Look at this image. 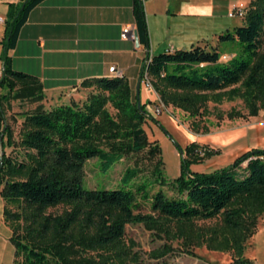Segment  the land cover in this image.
<instances>
[{"label": "trees", "instance_id": "obj_1", "mask_svg": "<svg viewBox=\"0 0 264 264\" xmlns=\"http://www.w3.org/2000/svg\"><path fill=\"white\" fill-rule=\"evenodd\" d=\"M40 1L8 4L1 41L0 143L5 137L7 144H15L4 117L5 103L33 104L23 112L18 131L22 159L6 154L3 144L0 152V197L5 203L3 219L11 230L14 264H164L158 259L171 247L164 243L147 253L150 262L141 261L133 244L123 239L126 224H142L158 238L176 240L189 255L192 248L203 245L207 250L230 252L228 264H255L243 256V250L255 232L258 216L264 213V151H246L231 164L208 173L185 169L183 174L186 157L195 160L206 153L189 143L179 175L166 183L158 167L159 147L147 140L142 127L149 117L144 109L147 102L137 107L139 98L125 78L83 80L80 85L91 91L81 104L44 109L41 83L13 69L8 55L27 12ZM132 2L138 42L148 48L143 5L139 0ZM241 18V25L219 35L238 46L223 61L219 59L223 53L198 44L150 54L139 75L146 72L163 107L199 118L207 114V102L230 101L240 95L247 116L264 109V0H248ZM236 83L241 91L230 87ZM239 116L233 110L227 113L228 119ZM142 151L148 157L158 156L151 182L134 183L139 169L133 166L124 169L116 188L81 187L87 159L96 158L99 170L105 172L121 158ZM151 183L159 187L149 194ZM165 184L172 195L161 189ZM138 200L148 202L147 212L139 210ZM57 205L66 208L58 213L48 210ZM216 216L219 226L196 224Z\"/></svg>", "mask_w": 264, "mask_h": 264}, {"label": "crops", "instance_id": "obj_2", "mask_svg": "<svg viewBox=\"0 0 264 264\" xmlns=\"http://www.w3.org/2000/svg\"><path fill=\"white\" fill-rule=\"evenodd\" d=\"M1 1L6 5L0 12L4 18V25H0V53L9 4ZM217 1L146 0L143 5L148 35L146 48L139 44L138 39L136 45L133 40L136 29L132 0H41L27 12L15 45L8 51L11 66L38 79L42 86L41 104L44 109L70 102L81 104L91 88L82 87L80 83L87 79L112 76L108 72L111 65L120 72V77L126 79L134 93L137 79L140 78L137 91L139 102L149 101L148 96H151L158 103L156 93L144 86L139 75L146 54L199 45L200 37L194 35L193 31L194 17H209L219 11L228 16L227 13L234 7H244L242 0H221L220 8ZM123 31H127L125 37L121 36ZM23 103L30 107L23 110L24 106H21L10 111L8 104H5L6 123L14 122L11 118L13 113L12 116L17 119L15 123L21 124L23 112L33 107L27 101L20 102L21 105ZM15 140H18V136L15 137L13 131ZM1 144L5 152L12 146L14 148V144H7L5 137ZM4 204L0 197V221L11 235L3 219Z\"/></svg>", "mask_w": 264, "mask_h": 264}, {"label": "rangeland", "instance_id": "obj_3", "mask_svg": "<svg viewBox=\"0 0 264 264\" xmlns=\"http://www.w3.org/2000/svg\"><path fill=\"white\" fill-rule=\"evenodd\" d=\"M217 2L220 8L221 0ZM241 2L245 7L247 0H242ZM5 5L0 0V12H3ZM219 12L209 17H194L193 31L194 35H199L198 37H200L199 45L207 48L213 47L218 53H223L219 58L223 61L225 59L222 56H231V51H236L238 46L229 40L219 39V35L231 32L233 27L243 23V19L238 16H226L223 11ZM0 25L2 27L4 24ZM262 37L264 39V32ZM232 86L238 87V91H241L238 83L230 87ZM148 100L145 101L147 103L144 109H147L148 113L145 109L146 114L154 118V120L146 117L142 127L147 140L154 141L159 147L161 164L158 167L161 169V174L166 183L179 175L180 161L185 157L184 148L189 143L197 144L198 147H201L200 150L206 153L195 160H189L186 157L188 160L182 170L183 174H185V169L190 172L208 173L231 164L237 156L246 151L253 149L264 151V109L258 110L255 116H247V110L240 95L234 96L230 101L223 100L220 103L207 102V114L199 118H191L181 110L170 106L163 107L160 102L156 103L151 96H148ZM20 102L23 101L9 100L5 104H8L10 111L17 110L21 106H24L23 110L30 107V105L25 103L21 105ZM155 106L160 108L157 114L154 111ZM230 110L236 111L237 114L242 116L228 119L227 113ZM12 114L11 118L14 122H9V125L14 131V136L17 137L21 124L15 123L17 119ZM15 132L17 133L15 134ZM17 142L18 140H15L14 148L12 146L10 150L4 152L20 160L23 157V149L17 145ZM157 158V155L148 157L146 152L142 151L121 158L105 172L99 170L96 158L87 159L82 167L81 187L85 189L116 188L119 186V180L124 169L133 166L139 169L137 176L133 179L134 183H140L143 180L151 182L153 179L151 171ZM241 165H244V162ZM158 187V184L151 183L148 187V193H153ZM161 189L167 195H172L169 184L161 186ZM138 201H140L139 210L147 212L148 202ZM64 208L66 206L57 205L48 210L58 213ZM196 224L219 226V216L197 221ZM9 235L8 228L0 221V264H14V261H12V256L14 260V247L8 241L7 237ZM123 239L126 243L133 244L132 250L138 253L140 260L143 262H150L151 260L147 257V253L164 243L171 247L170 252L158 259V262L163 261L164 264H228L232 258L230 252L207 250L203 245L192 248V255L186 254L180 248L178 241H166L161 237L158 238L153 231L146 229L142 224H126L124 226ZM243 256L255 264H264V213L259 215L256 220L255 232L244 242ZM16 259V261H20V257Z\"/></svg>", "mask_w": 264, "mask_h": 264}, {"label": "built area", "instance_id": "obj_4", "mask_svg": "<svg viewBox=\"0 0 264 264\" xmlns=\"http://www.w3.org/2000/svg\"><path fill=\"white\" fill-rule=\"evenodd\" d=\"M4 1L7 2V3H12V2H16V1H18V0H4ZM139 1H140V3H141L142 5H144V3H145L146 0H139ZM243 13H244V7H243L242 5H239V6H237V7H234L233 9H231V10L227 13V15H228L229 17H232V16L242 17V16H243ZM2 22H4V18L0 16V23H2ZM126 33H127V31H123V32L121 33V36H122V37H125V36H126ZM149 57H150V54H146V57H145V60H144V64L148 62ZM222 58L225 59V58H227V56H226V55H223ZM2 71H3V68H2V66H1V67H0V77L2 76ZM108 72H109V73H112L113 76L120 77V72H119L118 70H116V69L114 68L113 65H111V66L108 67ZM141 80H142V83L144 84V86H145L146 88H149V89L151 88V85H150L149 79H148V77H147L145 71H143V73H142ZM145 109H146V108H145ZM146 111H147V109H146ZM154 111H155L156 114H157V113L160 111L159 106H155V107H154ZM147 113H148V111H147ZM260 158H261V156H260Z\"/></svg>", "mask_w": 264, "mask_h": 264}, {"label": "water", "instance_id": "obj_5", "mask_svg": "<svg viewBox=\"0 0 264 264\" xmlns=\"http://www.w3.org/2000/svg\"><path fill=\"white\" fill-rule=\"evenodd\" d=\"M133 40H134V42H135V45L137 44V37H136V31L134 30L133 31ZM139 81H140V78H138L137 79V83H136V85H135V93H136V97H138V93H137V91H138V84H139ZM137 107H139V101H137ZM0 165H1V161H0Z\"/></svg>", "mask_w": 264, "mask_h": 264}]
</instances>
